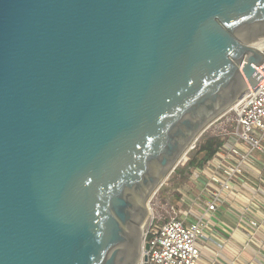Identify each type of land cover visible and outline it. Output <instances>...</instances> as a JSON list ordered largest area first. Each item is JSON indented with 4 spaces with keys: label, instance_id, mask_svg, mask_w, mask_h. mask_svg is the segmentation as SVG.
Masks as SVG:
<instances>
[{
    "label": "water",
    "instance_id": "1",
    "mask_svg": "<svg viewBox=\"0 0 264 264\" xmlns=\"http://www.w3.org/2000/svg\"><path fill=\"white\" fill-rule=\"evenodd\" d=\"M263 45L264 0H0V264H140Z\"/></svg>",
    "mask_w": 264,
    "mask_h": 264
},
{
    "label": "built area",
    "instance_id": "2",
    "mask_svg": "<svg viewBox=\"0 0 264 264\" xmlns=\"http://www.w3.org/2000/svg\"><path fill=\"white\" fill-rule=\"evenodd\" d=\"M258 72L261 80L256 88H250L219 118L228 115L225 131L219 135L223 145L188 175L194 199L188 213L192 214L195 204H205L204 209L192 221L175 210L168 216L153 217L144 233L149 249H143L140 264H145V255L147 264H199L201 242L218 235L214 227L223 206L237 212L238 222L230 236L243 231L246 243L255 242L264 248L259 238V232L264 231V65ZM236 200L244 207L235 205ZM221 238L216 242L223 250L232 237Z\"/></svg>",
    "mask_w": 264,
    "mask_h": 264
},
{
    "label": "crops",
    "instance_id": "3",
    "mask_svg": "<svg viewBox=\"0 0 264 264\" xmlns=\"http://www.w3.org/2000/svg\"><path fill=\"white\" fill-rule=\"evenodd\" d=\"M191 186L192 182L185 192L181 191L179 197H177L176 193L173 195L174 197L171 196L173 209L178 212L180 217L189 221L194 220L197 212L204 209L205 205L195 204L192 214L188 213L189 203L191 204L192 200H194ZM235 205L244 207V203L239 200L235 201ZM236 214L237 212L234 209L225 206L221 207L218 213V223L216 221V226L214 227L218 235H211L215 238L214 240L207 239L201 242V258L199 264H264V248H260L255 242L246 243L247 235L243 231H236L233 236H230L238 222ZM221 237H232L223 250H221L216 242L219 241L218 238L221 240ZM259 238L264 241L263 230L259 232ZM243 245H246V249L243 248Z\"/></svg>",
    "mask_w": 264,
    "mask_h": 264
},
{
    "label": "rangeland",
    "instance_id": "4",
    "mask_svg": "<svg viewBox=\"0 0 264 264\" xmlns=\"http://www.w3.org/2000/svg\"><path fill=\"white\" fill-rule=\"evenodd\" d=\"M227 116L219 119L212 126L208 127V129L205 131V133L202 136L204 137L205 135H220V134L222 135L226 128L225 121ZM193 151L191 153H193ZM186 158L187 159H184L180 165H183L184 163L187 162L188 156ZM171 175L165 181V183L160 188V190L151 198L149 202L150 212H149V217L143 227L144 233L145 230L147 229L149 221L153 217L156 218V217H161L165 215L168 216L173 214L174 209H173V200L171 199V196L177 193V190L179 189L182 192H185L186 189L191 185L189 176L184 178L178 176L174 178ZM164 195L166 196L165 198ZM143 239H144V234H143Z\"/></svg>",
    "mask_w": 264,
    "mask_h": 264
},
{
    "label": "trees",
    "instance_id": "5",
    "mask_svg": "<svg viewBox=\"0 0 264 264\" xmlns=\"http://www.w3.org/2000/svg\"><path fill=\"white\" fill-rule=\"evenodd\" d=\"M223 145L222 137L219 135L202 136L196 143L193 151L190 150L187 154L188 160L183 165H179L171 176L174 178L181 176L187 177L191 170L195 167L203 166L207 160L213 157L215 152ZM193 151V153H191ZM181 178V179H182ZM181 194V190H177V197Z\"/></svg>",
    "mask_w": 264,
    "mask_h": 264
},
{
    "label": "bare ground",
    "instance_id": "6",
    "mask_svg": "<svg viewBox=\"0 0 264 264\" xmlns=\"http://www.w3.org/2000/svg\"><path fill=\"white\" fill-rule=\"evenodd\" d=\"M261 49H264V45L261 47ZM248 92H249V90H247V91L245 92L244 95H246ZM244 95H243V96H244ZM149 211H150V210H149ZM144 225H145V223L143 224V227H144Z\"/></svg>",
    "mask_w": 264,
    "mask_h": 264
}]
</instances>
